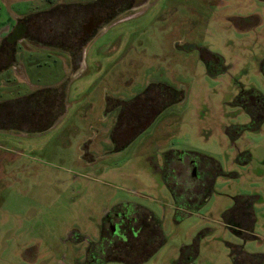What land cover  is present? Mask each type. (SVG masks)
<instances>
[{
	"label": "rangeland",
	"instance_id": "obj_1",
	"mask_svg": "<svg viewBox=\"0 0 264 264\" xmlns=\"http://www.w3.org/2000/svg\"><path fill=\"white\" fill-rule=\"evenodd\" d=\"M53 1L0 0V36ZM15 45L0 102L63 98L47 123L0 128V264H264V117L242 105L264 96V0H151L94 35L77 71L63 50ZM148 88L171 101L116 148L122 103ZM168 152L211 174L203 200L174 205L157 168ZM117 203L160 223L141 258L91 246Z\"/></svg>",
	"mask_w": 264,
	"mask_h": 264
},
{
	"label": "flooded vegetation",
	"instance_id": "obj_2",
	"mask_svg": "<svg viewBox=\"0 0 264 264\" xmlns=\"http://www.w3.org/2000/svg\"><path fill=\"white\" fill-rule=\"evenodd\" d=\"M150 2L151 0H93L84 3L63 4L60 3V0H54L52 6L42 12L18 16L15 18L14 25L5 32L0 40V71L8 68L10 62L14 60L16 42L10 44L7 40L14 28L24 29V39L34 42L44 41L49 47L65 51L69 56L68 65L74 67L81 58L84 45L106 24L135 15ZM191 48L197 49L203 56L204 53L205 56L208 54L205 49L196 46ZM205 56L203 63L206 68H209L210 56L206 58ZM262 68L263 63L261 70L264 76V68ZM51 96L55 97V106H50L47 101L46 105L44 103L35 104V107L33 102H25L19 109L3 111L0 113V118L17 119L21 123L20 127L33 128L36 122L42 120L45 122L60 113L57 109H60L62 102V91L54 90ZM256 98L258 100L255 104L254 101L242 103L252 122L264 117V96L257 93ZM170 101V93L148 88L131 100L123 102L117 123L112 131L111 139L115 147L119 148L124 145L128 135L130 138L136 136V133L141 130L140 126L144 122L147 123V120L155 116ZM203 167V164L196 163L189 156L178 157V153L174 155L172 152L163 154V164L157 168L173 197L175 206L185 205L188 207L189 203L204 199L213 178ZM188 176L191 178L192 183L190 184L193 186L189 185ZM180 178H183L184 182H181ZM126 206H129V210ZM236 211L239 212L235 209L231 213ZM240 215L241 219L243 215L247 218L250 216L249 212L247 210L245 212L243 209H241ZM160 232V223L150 209L139 205L117 203L105 211L98 228L97 238L91 246L99 248L101 245L102 252L105 253H120L119 258L135 254L140 256L150 247L155 246Z\"/></svg>",
	"mask_w": 264,
	"mask_h": 264
},
{
	"label": "trees",
	"instance_id": "obj_3",
	"mask_svg": "<svg viewBox=\"0 0 264 264\" xmlns=\"http://www.w3.org/2000/svg\"><path fill=\"white\" fill-rule=\"evenodd\" d=\"M52 92H54L53 89H52V91L49 90L48 93L46 91L45 95L43 97H41L38 93L33 92V93H31L30 95H28V96H26L24 98L21 97V98H16V99L10 100V101L0 102V113H3V111H5V110H9L10 111V109H19L22 105H24L25 102H28V103L29 102H33L34 107H35L36 105H41L43 103L46 105V101H47L50 106H55V97L51 96ZM17 103H19V104H17ZM8 106H10V107H8ZM54 118H52V119H54ZM49 120L45 121V123H47ZM45 123H43L44 125L41 123L42 125L40 124V125H37L35 127H37V129L41 127V129H38V131H42V130H44L46 128V124ZM20 124H21L20 121L17 120V119L7 120L5 118H0V128L1 127H4V128H19ZM37 129H35V130H37Z\"/></svg>",
	"mask_w": 264,
	"mask_h": 264
},
{
	"label": "crops",
	"instance_id": "obj_4",
	"mask_svg": "<svg viewBox=\"0 0 264 264\" xmlns=\"http://www.w3.org/2000/svg\"><path fill=\"white\" fill-rule=\"evenodd\" d=\"M5 32H7V31H5ZM5 33H3V35H4ZM3 35H2V37H3ZM2 37L0 36V40L2 39ZM24 41L26 40V41H29L28 39H23ZM23 40H21V42L23 43L24 41ZM32 42H34V41H32ZM35 43V45L37 46V47H43V48H50L48 45H46V42H44V41H35L34 42ZM52 48V47H51ZM13 59H14V57H13ZM11 64L8 66V67H10V66H12V65H14V63H15V60H12L11 62H10ZM82 65V60H81V58L79 59V61H78V63H76L75 65H74V67H71L70 66V68L73 70V71H77V70H79V67Z\"/></svg>",
	"mask_w": 264,
	"mask_h": 264
},
{
	"label": "water",
	"instance_id": "obj_5",
	"mask_svg": "<svg viewBox=\"0 0 264 264\" xmlns=\"http://www.w3.org/2000/svg\"><path fill=\"white\" fill-rule=\"evenodd\" d=\"M142 4V3H140ZM139 4V5H140ZM137 5V6H139ZM24 39V29H12V33L7 37V40L10 44H14L15 42L21 41Z\"/></svg>",
	"mask_w": 264,
	"mask_h": 264
}]
</instances>
